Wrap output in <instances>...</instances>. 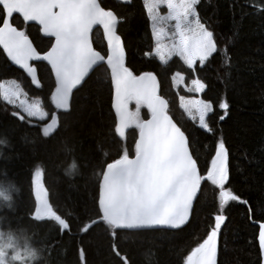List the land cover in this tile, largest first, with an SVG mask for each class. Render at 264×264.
<instances>
[{"label":"trees","instance_id":"16d2710c","mask_svg":"<svg viewBox=\"0 0 264 264\" xmlns=\"http://www.w3.org/2000/svg\"><path fill=\"white\" fill-rule=\"evenodd\" d=\"M125 19L118 25L126 50V63L136 71H153L158 78L159 94L168 103V113L193 141L194 152L199 156L201 171L214 154L215 140L223 138L228 151L229 180L225 187L249 203L229 201L219 206V189L204 183L194 202L189 222L179 229L125 230L115 239L118 250L129 264H182L183 258L195 247L214 223V215L223 214L225 220L218 233V264H261L256 239L258 223L264 222V0H201L198 12L202 22L211 31L218 48L224 49L229 63L223 64L218 51L204 66L197 61L193 69L173 56L161 64L151 52L152 39L143 12L142 0H132L130 5L119 0H104ZM14 24L25 27L22 19L14 16ZM34 47L43 48L37 37L38 26H27ZM95 46L103 45L102 33L92 35ZM106 47V46H105ZM0 53L1 50H0ZM37 66L41 88H36L26 75L12 67L0 56V81L17 80L29 97L41 101L49 113L57 111L50 103L53 86L44 62ZM179 71L184 83L200 79L205 88L200 99L213 104L206 121L213 127L215 136L198 127L180 107L179 97L189 96L182 86H174L173 73ZM227 72V75L225 73ZM102 87L99 70L87 78L84 86L71 99L69 112L58 111V124L48 136L42 132L45 120L13 116L9 104L0 98V137L6 146L0 148V169L18 186L11 210L0 212L2 232L11 234L28 247L38 248L41 258L37 264H80L79 249L84 252L85 264H123L111 251L113 238L106 236L103 228L94 226L85 233L79 227L88 218L84 209L92 207L94 172L102 159L116 158L123 142L114 139L110 112V96ZM223 98L229 105L218 107ZM129 108L135 110V103ZM141 118L147 119L146 108H141ZM225 112L227 113L225 115ZM223 115L224 119L219 120ZM134 143L131 134L129 146ZM99 145V147H98ZM107 157L104 158V153ZM76 168L68 174L71 164ZM36 166L42 169V182L49 192V200L59 215L70 224V230L61 232L53 221H35L31 196V173ZM254 209L253 219L248 209ZM23 229V231H21Z\"/></svg>","mask_w":264,"mask_h":264},{"label":"snow or ice","instance_id":"6c2138e0","mask_svg":"<svg viewBox=\"0 0 264 264\" xmlns=\"http://www.w3.org/2000/svg\"><path fill=\"white\" fill-rule=\"evenodd\" d=\"M130 5L132 0H119ZM201 0H142L143 12L150 29L152 48L145 56L154 55L160 63L167 64L178 57L193 69L199 62L204 66L218 51L223 64L229 63L227 52L218 48L214 33L202 22L198 5ZM264 7V4L259 5ZM166 9V11H162ZM22 19L25 27L14 24L13 18ZM125 17L104 0H0V56L18 66L36 88L42 87L37 66L30 61L45 63L52 83L50 103L57 111L50 114V122L42 131L44 136L57 127L58 111L69 112L71 99L84 86L87 77L99 70L102 87L110 96V112L114 113L112 128L114 139L123 142L116 158L102 159L94 172L92 207L84 209L88 217L79 227L85 233L94 226L104 229L106 236L113 238L111 251L123 264L129 261L118 250L117 236L125 230H143L158 227L179 229L191 217L195 199L204 183L219 189V206L222 209L229 201L242 205L249 202L240 199L225 187L229 180L228 151L221 137L215 140L214 154L201 171L199 156L194 152L189 135L182 130L168 113V103L159 92L157 75L153 71L136 74L126 63V50L118 25ZM38 26L42 36L37 37L43 48L34 47L27 26ZM94 30H102L103 45L98 49L92 39ZM106 46V47H105ZM227 75V72L225 73ZM173 85L184 80L179 72L173 73ZM188 90L200 93L205 84L192 79ZM20 83L13 79L7 86L0 81V98L16 105L28 117L44 119L49 113L40 100L28 103ZM180 107L198 117L200 129L215 136L206 115L213 111V104L202 99L179 97ZM135 103V110L129 103ZM146 108L147 119L141 118V108ZM218 107L226 110L229 105L223 98ZM192 109H195L192 114ZM227 113L225 112V115ZM24 120V115L12 112ZM221 115L219 120H223ZM131 134L134 143L128 144ZM99 147V145H98ZM104 153V158L107 157ZM31 196L34 210L30 213L35 221L49 220L59 230H70L68 221L57 213L49 200V192L42 182V169L36 166L31 173ZM250 220L254 209H248ZM225 220L223 214L214 215L204 238L192 247L182 264H218V233ZM258 223L256 237L261 264H264V222ZM80 264H85L84 252L79 249ZM31 255L27 245L21 249L13 236L4 241L0 234V264H25Z\"/></svg>","mask_w":264,"mask_h":264},{"label":"clouds","instance_id":"9594fccd","mask_svg":"<svg viewBox=\"0 0 264 264\" xmlns=\"http://www.w3.org/2000/svg\"><path fill=\"white\" fill-rule=\"evenodd\" d=\"M6 138L0 137V148L6 146ZM76 165L73 163L69 166L68 174H70ZM6 171L0 169V212L4 209L11 210L12 204L14 202V196L18 193V186L11 179L6 178ZM23 231V229L21 230ZM3 235L4 241L7 242V237L11 234H5L4 232H0ZM12 236V235H11ZM31 251V255L26 257L25 264H37V262L41 258V252L38 248L29 246Z\"/></svg>","mask_w":264,"mask_h":264},{"label":"rangeland","instance_id":"374dc122","mask_svg":"<svg viewBox=\"0 0 264 264\" xmlns=\"http://www.w3.org/2000/svg\"><path fill=\"white\" fill-rule=\"evenodd\" d=\"M162 11H166V9H162ZM154 56V55H153ZM158 59V58H157ZM196 63V62H195ZM8 81H10V80H6V81H3L4 83H5V85L7 86V82ZM172 81H173V79H172ZM175 86H182L183 87V89L185 90V91H187V92H189L190 94H189V96H184L185 97V101H187L188 99H200V93H196L194 90H188V89H190V88H192L193 86H191L190 84L189 85H186L185 83H184V80L182 81V82H180V83H177V84H175ZM22 88V87H21ZM23 90V89H22ZM202 91V90H201ZM24 92V91H23ZM25 93V92H24ZM22 98H26V100H27V102L28 103H33V102H35L36 100H39V99H37V98H32V97H29L28 95L26 96V97H24V96H22ZM7 102V101H6ZM179 103H180V100H179ZM9 104V103H8ZM18 104H19V101H17V104L16 105H13V104H9V106H10V112L12 113V112H19L21 115H24V116H27L25 113H23L22 111H21V109L18 107ZM183 109V108H182ZM183 111H184V113L189 117V118H192V116H191V114H189L188 112H185V110L183 109ZM194 112H195V109H192V114H194ZM28 117V116H27ZM29 118H31V119H33L34 121H36V120H41V119H38V118H36V117H29ZM45 119H47V122H44V124H42V129H43V127L47 124V123H49L50 122V119H51V117H49V116H47V117H45L44 119H42V120H45ZM197 123H198V125H199V120H198V117L196 118V119H194ZM54 130V129H53ZM43 132V131H42ZM53 132V131H52ZM52 132H50L49 134H51ZM0 232H2V230H1V228H0ZM6 234V233H5ZM14 238V242L21 248V249H23L24 248V246L26 245L23 241H20V240H18L17 238H15V237H13ZM14 264H15V262H14Z\"/></svg>","mask_w":264,"mask_h":264},{"label":"water","instance_id":"95a60500","mask_svg":"<svg viewBox=\"0 0 264 264\" xmlns=\"http://www.w3.org/2000/svg\"><path fill=\"white\" fill-rule=\"evenodd\" d=\"M18 16V15H17ZM30 24H32V23H30ZM95 31V30H94ZM101 31V33H102V30H100ZM93 35V34H92ZM1 50V52H2V49H0ZM5 59L7 60V58L5 57ZM12 67H14V68H16V69H18L19 71H21V72H23V70L22 69H19L18 68V66H16V65H12L11 64V62L10 61H7ZM34 62H39V61H30V63H34ZM25 75H26V77L31 81V78L30 77H28L27 76V74L26 73H24ZM89 77V76H88ZM87 77V78H88ZM158 92H159V88H158ZM196 200V199H195ZM182 227V226H181ZM153 229H163V230H169V231H173V230H176V229H171V228H167V227H158V228H153ZM143 230H152V229H143ZM135 231H138V230H135Z\"/></svg>","mask_w":264,"mask_h":264}]
</instances>
